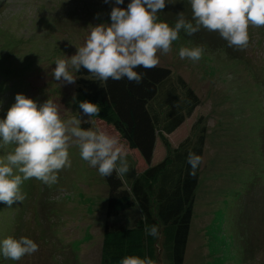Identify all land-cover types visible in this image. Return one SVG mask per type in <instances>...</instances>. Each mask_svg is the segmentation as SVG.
<instances>
[{
    "label": "rangeland",
    "instance_id": "1",
    "mask_svg": "<svg viewBox=\"0 0 264 264\" xmlns=\"http://www.w3.org/2000/svg\"><path fill=\"white\" fill-rule=\"evenodd\" d=\"M175 1L166 0V6ZM113 6L103 0H0V119L23 94L38 105L52 99L63 119L88 120L76 97L97 77L73 70L76 82L67 84L52 73L58 58H70L83 46L91 26L110 24ZM181 12L192 21L190 0L176 2L164 15L158 12V22L174 27ZM249 35V46L238 50L218 32L201 28L188 36L181 30L172 51L157 54L158 65L172 74L170 85L179 87V79L184 80L200 105L167 137L169 148L159 140L153 159L160 163L180 145L194 144L195 132L207 131L184 264H264V195L260 185L255 187L264 180V163L258 159L263 145L254 138L260 136L256 126L264 123V27H250ZM199 45L205 52L198 62L179 57L180 47ZM156 112L162 119L165 108ZM81 127L105 131L124 145L129 172L120 178L129 189L147 167L139 152L94 117ZM13 148L0 149V156ZM69 154L71 167L58 173V183L29 179L21 186L23 202L11 208L0 202V241L23 236L39 245L20 261L0 254V264H101L105 225L116 221L134 227L140 221L135 208L109 220L110 184L81 159L77 147H70Z\"/></svg>",
    "mask_w": 264,
    "mask_h": 264
},
{
    "label": "clouds",
    "instance_id": "2",
    "mask_svg": "<svg viewBox=\"0 0 264 264\" xmlns=\"http://www.w3.org/2000/svg\"><path fill=\"white\" fill-rule=\"evenodd\" d=\"M103 2L115 5L109 14L110 24L91 26L90 34L75 55L56 60L52 73L56 81L74 84L73 70L79 72L83 68L102 81L126 78L140 84L144 74L135 69L155 68L160 62L157 54L170 53L181 30L188 36L201 28L218 32L229 47L244 50L250 42L249 28L264 27V0H190L194 23L181 12L174 27L158 22L157 14L165 9L166 0H130L126 8L119 7L124 0ZM204 52L205 47L199 45L180 47L178 54L181 59L198 62ZM79 109L88 120L76 116L63 119L59 106L52 99L38 105L23 94L15 96V103L0 119V149L14 145L11 151L0 156V202L9 208L15 202H23L25 195L21 186L29 179L48 186L58 183V173L71 167L69 149L73 146L78 148L81 159L98 169L106 182L107 177L116 173L123 184L122 190H127L120 178L129 172L124 145L105 131L81 127L82 123H90L93 117L99 116V104L85 100L79 103ZM158 161L153 159L152 166ZM187 163L191 166L190 175L195 176L203 158L189 152ZM146 166L144 172L149 168L147 163ZM141 219H146L142 213ZM144 230L153 238L159 237L157 225L145 224ZM38 250L39 245L28 237L8 236L0 241V254L12 261H20ZM120 264H157V261L147 256L128 255Z\"/></svg>",
    "mask_w": 264,
    "mask_h": 264
},
{
    "label": "trees",
    "instance_id": "3",
    "mask_svg": "<svg viewBox=\"0 0 264 264\" xmlns=\"http://www.w3.org/2000/svg\"><path fill=\"white\" fill-rule=\"evenodd\" d=\"M181 1L176 0L166 6L162 15L167 8ZM135 70L144 74L140 84L129 82L126 78L119 81H102L97 78L81 87L76 97L77 103L86 100L99 104L101 111L94 118L114 127L128 146L138 151L149 166L127 190H122L123 184L116 173L107 177L111 186L109 220L133 208H137L146 219H140L134 227H128L123 222L108 221L103 232L101 264H120L121 259L128 255L141 258L147 256L156 260L157 264H184L200 168L195 176L190 175L191 166L187 163V157L189 152H193L203 158L206 128L195 132L198 139L191 146L188 147L189 142L180 145L154 166L152 160L159 140L169 148L167 137L175 134L186 120L193 117L200 99L182 79H179V87L184 89L182 93L179 87L171 86L172 74L169 69L157 65L152 69ZM78 74L93 76L83 68ZM156 107L165 108L162 119ZM263 129L264 123L262 126L257 125L255 132L260 130V136L254 138L257 143L261 140L264 154ZM262 153L258 151V159L264 163ZM262 183L255 187L258 190L261 187L259 191L264 195ZM145 224L157 225L159 237L147 235Z\"/></svg>",
    "mask_w": 264,
    "mask_h": 264
}]
</instances>
